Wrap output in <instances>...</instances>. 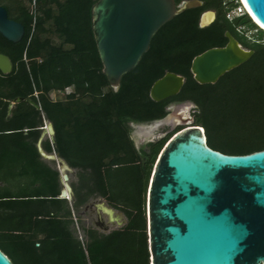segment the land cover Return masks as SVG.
<instances>
[{
    "label": "trees",
    "instance_id": "1",
    "mask_svg": "<svg viewBox=\"0 0 264 264\" xmlns=\"http://www.w3.org/2000/svg\"><path fill=\"white\" fill-rule=\"evenodd\" d=\"M97 1L0 0L25 27L16 43L0 33V53L13 63L9 74L0 70V249L13 264H151L148 188L174 132L138 149L130 121L160 120L172 102L192 101L211 148L233 155L264 149V29L246 10L229 16L243 6L240 0H201L202 6L174 16L118 91L103 71L93 32ZM208 10L216 19L200 27ZM227 32L254 54L216 83L200 84L191 71L194 57L225 46ZM167 72L185 83L177 95L155 101L150 90ZM17 97L23 100L9 113ZM46 120L54 125L55 143L47 137L43 149L76 170L74 210L100 197L124 213L125 225L104 233L78 217L79 237L70 202L60 196L57 162L38 149Z\"/></svg>",
    "mask_w": 264,
    "mask_h": 264
},
{
    "label": "water",
    "instance_id": "2",
    "mask_svg": "<svg viewBox=\"0 0 264 264\" xmlns=\"http://www.w3.org/2000/svg\"><path fill=\"white\" fill-rule=\"evenodd\" d=\"M264 29V0H240ZM203 5L201 0H98L93 7V32L110 85L118 91L123 75L134 69L150 47L155 33L174 16ZM216 11L202 14L200 27L209 26ZM0 33L12 42L25 34L22 23L11 19L0 5ZM225 46L194 57L191 71L200 84L216 83L226 72L251 58L230 33ZM0 70H13L10 57L0 53ZM185 77L167 72L153 84L150 96L162 101L177 95ZM17 97L9 105L22 101ZM28 102L41 109L38 102ZM190 102L194 106L195 103ZM171 121L175 108L167 107ZM155 122V121H153ZM195 120L174 132L155 163L147 194V229L151 264H264V149L249 154H226L211 148L206 130ZM38 149L45 160L56 161L60 196L74 202L73 168L58 153L46 152L42 140L55 143V128L45 122ZM99 207L114 222L116 209L104 200ZM89 205V204H88ZM87 205V206H88ZM126 217V216H125ZM99 219H102L98 215ZM118 220V219H117ZM121 223V226L125 225ZM109 233V227L106 228ZM0 264H13L0 249Z\"/></svg>",
    "mask_w": 264,
    "mask_h": 264
},
{
    "label": "rangeland",
    "instance_id": "3",
    "mask_svg": "<svg viewBox=\"0 0 264 264\" xmlns=\"http://www.w3.org/2000/svg\"><path fill=\"white\" fill-rule=\"evenodd\" d=\"M251 34V33H250ZM171 107L173 109L175 108V112L173 115H171L170 120L171 121H176L180 118V114L177 112L179 111L183 116L188 117V115L193 112L191 110H196L197 106H194L190 102H172ZM195 120V119H194ZM171 121L166 122V121H160V123L156 125H151L149 123H144V124H137L133 123L130 124V127L132 128V137L136 141V146L140 149L141 146L145 145L147 143L146 135H151L153 134L155 139H162L166 136H168L170 133L176 131L179 126H184L190 120L185 121V122H179L178 124H173ZM196 123V122H194ZM100 200H105L103 198H95L92 199L88 204L86 205L81 211L84 213L81 214L83 218V222L86 226H93L94 228L99 229L100 232H106L108 231L107 229L100 228L99 226H96L94 219L98 215L101 216L102 220L108 225L109 230L117 229L122 227L121 223L125 222L126 217L123 212L116 210L115 215H114V222H110V217L109 215L101 210V208H95L96 206L93 203H97L100 205L101 201ZM106 201V200H105ZM107 203V201H106ZM108 204V203H107ZM109 205V204H108ZM118 219V220H117Z\"/></svg>",
    "mask_w": 264,
    "mask_h": 264
},
{
    "label": "flooded vegetation",
    "instance_id": "4",
    "mask_svg": "<svg viewBox=\"0 0 264 264\" xmlns=\"http://www.w3.org/2000/svg\"><path fill=\"white\" fill-rule=\"evenodd\" d=\"M191 111H193V112H191V113L188 115V117L183 116V115L178 111L177 113L180 114V118H179L178 120H176V121H171V123H173V124H178L179 122H185V121H188V120H190V118L195 119V116H194V114H195V109H194V110H191ZM133 123L144 124V123H139V122L130 121V122H129V126H130V124H133ZM158 123H160V121L150 122L149 124H151V125H156V124H158ZM130 128H131V127H130ZM181 128H183V126H179L177 130H180ZM177 130H176V131H177ZM174 132H175V131H174ZM131 136H132V128H131ZM146 136H147V137H146V139H147V143H146L145 145L141 146L140 149H144V148L148 147L150 143H154V142L160 140V139H155L154 136H153V134H152V136H151V135H146ZM132 138H133V137H132ZM133 140H134V138H133ZM134 143H135V145H137L135 140H134ZM136 147H137V146H136ZM137 148H138V147H137ZM138 149H139V148H138ZM94 221H95L96 226H99L100 228L106 229V228L108 227V225H107L102 219H99L98 216L96 217V219H94Z\"/></svg>",
    "mask_w": 264,
    "mask_h": 264
},
{
    "label": "crops",
    "instance_id": "5",
    "mask_svg": "<svg viewBox=\"0 0 264 264\" xmlns=\"http://www.w3.org/2000/svg\"><path fill=\"white\" fill-rule=\"evenodd\" d=\"M46 122V121H45ZM45 138H47V137H45ZM44 138V139H45ZM43 139V140H44ZM42 140V141H43ZM43 147V146H42ZM44 159V158H43ZM49 161V160H48ZM75 177H76V170H72V172L70 173V178H71V181H72V179H75ZM67 199V198H66ZM69 202H70V207H71V209H72V211H73V216H74V220H75V225L73 226L74 228H76V231H77V233H78V235H79V237L82 239L83 238V232H82V229H81V227H80V222H79V219H78V217H80L81 218V221H82V223L84 224V220H83V218L81 217L82 215L81 214H83L84 212L83 211H81L85 206H83L82 208H81V210L79 211V212H76L75 210H74V207H73V203L74 202H72V201H70L69 200ZM96 207L95 208H100L99 207V204H95V203H93ZM90 206V205H89ZM102 210V209H101ZM110 222H112V221H110ZM99 230V229H98Z\"/></svg>",
    "mask_w": 264,
    "mask_h": 264
},
{
    "label": "built area",
    "instance_id": "6",
    "mask_svg": "<svg viewBox=\"0 0 264 264\" xmlns=\"http://www.w3.org/2000/svg\"><path fill=\"white\" fill-rule=\"evenodd\" d=\"M245 7L244 6H241V7H238L236 10H234L232 13L229 14L230 17L234 16V15H240V14H243L245 12Z\"/></svg>",
    "mask_w": 264,
    "mask_h": 264
},
{
    "label": "bare ground",
    "instance_id": "7",
    "mask_svg": "<svg viewBox=\"0 0 264 264\" xmlns=\"http://www.w3.org/2000/svg\"><path fill=\"white\" fill-rule=\"evenodd\" d=\"M114 216V215H113Z\"/></svg>",
    "mask_w": 264,
    "mask_h": 264
}]
</instances>
